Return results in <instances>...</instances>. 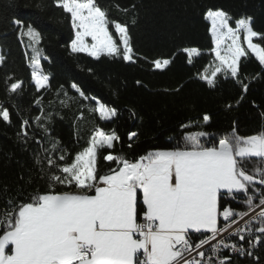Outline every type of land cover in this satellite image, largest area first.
Returning a JSON list of instances; mask_svg holds the SVG:
<instances>
[{
  "label": "snow or ice",
  "instance_id": "obj_1",
  "mask_svg": "<svg viewBox=\"0 0 264 264\" xmlns=\"http://www.w3.org/2000/svg\"><path fill=\"white\" fill-rule=\"evenodd\" d=\"M53 3L70 18L72 53H85L96 60L107 56L136 62L128 26L113 19L99 0ZM204 19L210 24L213 59L198 73L199 78L209 87H214L220 76L232 78L246 93L249 85L240 77L241 60L254 57L264 66V32L254 29L252 17L234 19L218 8L209 7ZM12 23L19 28L20 36L28 39L31 83L36 92L50 88V77L41 64V31L35 22L25 25L14 19ZM181 51L190 65L201 56L197 47ZM4 61L0 55V64ZM171 62L169 58H157L151 64L163 70ZM5 83L9 94L23 90L22 80L7 77ZM71 87L84 100L89 99L77 84ZM63 94L67 96V92ZM42 99L37 96L34 101L40 115L32 120L49 144L42 147L43 159L39 154L35 158L46 190L37 189L24 200L8 197L0 208V264H231V257L221 258V249L241 255L246 249L229 243L228 237L238 236L244 241V233L253 228L264 236V129L240 134L233 127L209 146L202 142L212 135L202 130L211 120L205 113L202 124L189 120L179 125L180 135L175 137L174 146L156 147L129 158L109 151L121 141L115 129L96 126L85 145L73 154L61 146L59 138L51 136L48 124L52 117L51 113L44 115ZM89 111L98 113L104 121L117 115V109L99 100ZM0 118L11 123V113L3 102ZM78 119H83L82 112ZM29 127L30 120L22 118L17 136L25 143L32 139L43 145L35 131L29 133ZM137 136V132H130L128 139ZM102 152L107 154L101 157ZM101 158L115 166L101 173ZM224 196L239 198L243 210L222 206ZM257 208L259 212H255ZM193 233L202 234V238L194 242ZM255 239L260 242L261 236ZM248 243L251 246L252 242Z\"/></svg>",
  "mask_w": 264,
  "mask_h": 264
},
{
  "label": "trees",
  "instance_id": "obj_2",
  "mask_svg": "<svg viewBox=\"0 0 264 264\" xmlns=\"http://www.w3.org/2000/svg\"><path fill=\"white\" fill-rule=\"evenodd\" d=\"M99 3L108 7L113 19L128 26L138 57L136 62L107 56L96 60L84 53H72L69 46L74 34L70 18L55 7L53 0H0V51L5 57L0 64V102L11 113V123L0 118V208L8 197L24 200L37 189L46 190L35 159L37 154L43 159L42 147L49 146L44 133L32 120L40 115V108L34 103L37 96L43 97L44 115L51 113L48 124L51 136L59 138L61 146L73 154L85 145L96 126L115 129L121 141L109 151L129 158L156 147L174 146L175 137L180 135L179 125L189 120L202 124L205 113L211 120L202 130L212 135L202 138V142L209 146L230 133L233 127L240 134H254L264 129V66L254 57L241 60L240 77L249 85L246 93L232 78L220 76L216 85L209 87L198 76L213 58L210 24L204 19L206 10L222 9L234 19L250 16L254 29L264 32V0H99ZM14 19L25 25L35 22L42 33L41 64L50 77V88L39 93L31 83L28 39L20 36L19 28L12 23ZM185 47L201 49V56L191 65L181 51ZM157 58H169L172 62L163 70L154 69L151 61ZM7 77L24 82L19 94L6 91ZM73 83L89 99L84 100L71 87ZM93 97L117 109V115L110 121L100 120L98 113L89 111L96 104ZM229 104L231 108L226 107ZM81 112L83 119H78ZM22 118L30 120L29 133L35 131L36 138L44 141L43 145L32 139L25 143L17 136ZM130 132H137L138 136L129 140ZM105 154L102 152L101 157ZM114 166V162L101 158L99 171L104 173ZM241 203L239 198L221 197L222 206L243 210L239 207ZM260 236L255 262L244 258L231 264H264V236L261 233ZM199 238L202 235L193 234L194 241Z\"/></svg>",
  "mask_w": 264,
  "mask_h": 264
},
{
  "label": "built area",
  "instance_id": "obj_3",
  "mask_svg": "<svg viewBox=\"0 0 264 264\" xmlns=\"http://www.w3.org/2000/svg\"><path fill=\"white\" fill-rule=\"evenodd\" d=\"M259 211H260L259 208H257L255 210V212H259ZM254 214L255 213H250V215H254ZM247 219H248V217L245 218V220H247ZM222 220H223V218L221 217V221ZM240 223L243 224L244 221H241ZM254 224H255V222H254ZM244 235L246 237V239L244 241H241L238 236H231V237H228V242L229 243L236 242V243H238L240 245H243L244 248L246 249L245 254L241 255L240 253L233 252L230 249H221V251L219 253V255L221 256V258L224 255H227V256L231 257V262L233 260H236V259H244V258L253 259V261L255 262L257 260V253L259 251L260 243H261V241L260 242H257L256 239H255V237L260 236V233L259 232H256L255 231V228H253V231H251V232H245ZM225 236H227V234H225ZM248 241H251L252 242L251 246L249 245ZM194 242H198V240L197 241H194ZM213 243H215V241ZM205 251L208 252V246H205ZM249 251L252 253V255H247V252H249Z\"/></svg>",
  "mask_w": 264,
  "mask_h": 264
},
{
  "label": "crops",
  "instance_id": "obj_4",
  "mask_svg": "<svg viewBox=\"0 0 264 264\" xmlns=\"http://www.w3.org/2000/svg\"><path fill=\"white\" fill-rule=\"evenodd\" d=\"M193 234H196V235H202V234H200V233H193Z\"/></svg>",
  "mask_w": 264,
  "mask_h": 264
},
{
  "label": "rangeland",
  "instance_id": "obj_5",
  "mask_svg": "<svg viewBox=\"0 0 264 264\" xmlns=\"http://www.w3.org/2000/svg\"><path fill=\"white\" fill-rule=\"evenodd\" d=\"M209 23V22H208ZM74 34V33H73ZM85 54V53H84ZM0 55H1V51H0ZM87 55V54H86ZM213 59V58H212Z\"/></svg>",
  "mask_w": 264,
  "mask_h": 264
}]
</instances>
